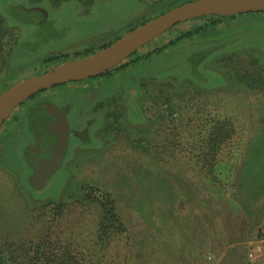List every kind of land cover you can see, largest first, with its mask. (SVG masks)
<instances>
[{
	"label": "rangeland",
	"instance_id": "rangeland-1",
	"mask_svg": "<svg viewBox=\"0 0 264 264\" xmlns=\"http://www.w3.org/2000/svg\"><path fill=\"white\" fill-rule=\"evenodd\" d=\"M188 1L103 0L89 10L71 2L52 11L53 22L41 27L26 0H0V12L16 34L3 50L0 97L17 82L58 65L45 62L58 44L68 43L69 60L81 59L88 56L85 48L79 57L71 51L86 46L94 53L131 25ZM255 14L246 15L257 27L233 47L262 52L242 50L233 64L239 61L242 71L254 57L258 63L253 69L264 74V15ZM36 31L46 33L48 42L29 54L21 45ZM173 36H159L140 54ZM199 48L197 41L179 44L142 64L139 69H148V75L158 70L155 65L164 74L156 82L143 74V89L150 88L153 98L135 96L141 73L136 68L127 76L115 73L117 81L103 77L50 89L70 104L69 123L80 131L64 164L42 189L30 186L31 170L21 158L29 141L17 123L22 108L12 113L0 134L18 126L20 136L14 147L13 137L5 146L13 147V163L8 166L0 156V251L6 264H85L84 258L89 264H264V80L252 91L238 88L237 79L223 86L220 58L200 65L186 62ZM167 75L187 81L172 88L162 84ZM38 116L50 120L43 111ZM217 119L226 120L234 133L223 140L217 157L208 160L214 175L203 178L194 155L198 139ZM2 145L0 138V150ZM105 193L125 230L102 240L101 230L108 225L100 202ZM89 194L99 198L91 207L83 200ZM249 222L251 236L246 234ZM248 236L254 243L243 245Z\"/></svg>",
	"mask_w": 264,
	"mask_h": 264
},
{
	"label": "trees",
	"instance_id": "trees-1",
	"mask_svg": "<svg viewBox=\"0 0 264 264\" xmlns=\"http://www.w3.org/2000/svg\"><path fill=\"white\" fill-rule=\"evenodd\" d=\"M26 1L28 3L29 8L25 7V9L27 8L29 10L37 12L40 18L37 24L38 26L44 27L46 24L49 25V23L53 22L49 20L50 13L52 11L60 9L61 7H63L64 5L68 3L76 2L80 4L84 9L89 10L94 5H96L98 2H101L103 0H26ZM180 4L181 3L174 4L172 8ZM170 9L171 8H169L168 10ZM249 14H252V13H249ZM237 15H231V16L211 15V16H205V17H201V18L194 19L191 21H187L184 23H180L181 25L184 24L186 27L184 28L183 25H182L183 27H181V25L178 24L174 26L173 28L169 29L166 33H171V35H174V36L172 38H168L161 45L154 47L153 49H150V51H147L144 54L143 53L140 54V51L143 48H145L146 46L148 47L149 44H147L142 49H140L139 51L135 52L130 57H128L123 63H121L117 67L110 69L106 71L105 73L101 74L100 76L92 78L90 80H96L99 78L108 77V79L110 78L109 79L110 81H115V80L117 81L119 79H115V77H113L115 73L120 72L122 73L121 74L122 76H127L129 71L136 68L138 69L137 74H139L140 72L141 73L137 76L138 85L136 86L135 96L139 94V96L143 97L144 95L148 94L151 97L149 93L151 92L150 91L151 89L150 88L143 89L144 88L143 78L151 77L153 80L155 79L154 81L156 82L158 81L157 79H160L159 77L164 74H161L160 67L155 65V67L158 70L153 73H149L151 75H148V71H149L148 69L146 70L143 69L142 71L139 69V68L144 67L142 64L150 63L152 59L166 55L172 48L176 47L179 44L191 45V44H195L197 41L198 43H200V48L196 50L195 52H193L192 54H190V56L187 57L186 62L188 63L191 62L193 65H200L202 63L208 64V62L211 59H214V61H217L220 58L219 61L221 64L220 66L221 69L219 70V72L225 78L224 86L228 85L229 83H232L233 79H237L235 81H236V84L238 85V88L241 87V89L252 91L256 88L255 86L258 84V82L264 80V74H263L262 69L261 68H259L258 70L253 69L255 68V65H257L258 63L256 58L252 57L250 61L251 63L249 66L247 67L244 66L242 71L238 70V68L240 69L242 68V66L240 65V62L238 61L233 64V61L236 56L238 59V57L240 56L239 55L240 51H237L239 47L238 46L233 47L234 46L233 44L238 42L239 39L237 38L239 37H234V38L227 37V35H221V33L218 31L220 24L223 23L225 18L227 17L233 18V17H236ZM239 15H244V14H239ZM145 21L146 20H142L139 22V24H136V25H140L144 23ZM197 22H200V24H196ZM134 25L135 24L131 25L130 29H132ZM53 30H56V29H53ZM54 32H51V34H54ZM15 35L16 34L13 32V29L7 26V20L0 12V39L4 38L2 45H0V48H3V50H5V45L7 41L9 40V42H12V38H14ZM46 36H48L46 35V33L43 36L41 33H39V31H36V35H32V40L22 43L21 48L27 49L29 51L28 52L29 54L31 53L30 52V50H32L31 48L39 50L40 48H42L43 46L42 44L48 42L46 40ZM211 40H218V41L212 42ZM60 41L61 40H59L58 42ZM18 42H19L18 40L13 41V43L15 44H17ZM111 42L103 45L102 47L109 45ZM28 44L31 46H28ZM67 45L68 43L65 46H62V44L60 43L55 48V50L57 49L56 51L61 52L62 48L63 47L65 48ZM46 50H43L42 52H40V54H43ZM223 53H226V54L223 55ZM90 54H93V50H89L86 55H90ZM61 56L62 57L55 58V59L51 57L49 59H46V62L56 61L55 64L56 63L58 64L61 61H68L71 58L69 55H61ZM74 56L79 57L80 53H77ZM33 58L34 57H32V59ZM4 63L6 65V61ZM143 74H147L145 75L147 77L143 76ZM227 75H229V77H231L232 79H229ZM164 80H168V81H164L165 83H162V84H165L172 88H175V86L178 85V83L180 82L187 81L185 79H179L177 77L170 76V75H167V77H165ZM188 82L190 81L188 80ZM60 86H63V85H59L57 86V88ZM153 86H156V84ZM195 86H197L200 89H208L196 83H195ZM162 96L165 98L168 97L166 93H164V95ZM125 103H126V99L124 98L123 104L121 105V109L124 112V114L127 111ZM207 126L208 127L205 129L204 134L201 135V137L198 139V142L201 144L200 149L197 152L196 156L194 155V157L198 159L196 165L198 167L199 172L203 176V178L206 177V175L208 176L214 175L212 173V170L214 169L215 166L208 164L210 162L208 160H211L217 157L219 151H221V148L223 146L222 145L223 140L225 139V141H227L229 138H231V136L234 133L233 128H231V125L226 120L221 121L217 119L212 122L210 121V123ZM118 129L119 128H116V130ZM199 160H202V161L199 162ZM261 176L263 178V175ZM102 196L104 197L102 198V200H100V202H102L104 205V208H105L104 217H106V222H108V225L104 226L101 230V234L104 237L102 238L103 240V239H107L111 235H116L117 233L122 232L125 229H123L122 227L121 220L117 218L115 214H113L112 197L108 193H105ZM83 200H84L85 205L91 207L92 204H94L95 202H98L99 198L97 196H93L89 194L86 197H84ZM248 226L252 228V224H250V222ZM248 234H251V231H248ZM102 249L103 250L105 249L104 245ZM85 257L87 258V256ZM84 263L89 264L85 258H84ZM0 264H6V259L1 251H0Z\"/></svg>",
	"mask_w": 264,
	"mask_h": 264
},
{
	"label": "water",
	"instance_id": "water-1",
	"mask_svg": "<svg viewBox=\"0 0 264 264\" xmlns=\"http://www.w3.org/2000/svg\"><path fill=\"white\" fill-rule=\"evenodd\" d=\"M264 13V0H191L130 29L109 45L81 59L59 63L50 70L10 86L0 97V130L12 113L30 97L59 85L92 79L123 63L128 57L174 26L205 16ZM50 121L56 127V147L47 168L39 175L42 186L60 164L68 146L70 127L56 107ZM48 163V162H47Z\"/></svg>",
	"mask_w": 264,
	"mask_h": 264
},
{
	"label": "flooded vegetation",
	"instance_id": "flooded-vegetation-1",
	"mask_svg": "<svg viewBox=\"0 0 264 264\" xmlns=\"http://www.w3.org/2000/svg\"><path fill=\"white\" fill-rule=\"evenodd\" d=\"M113 41V40H111ZM111 41L106 42L109 43ZM68 46V45H67ZM63 47L64 51L62 50L61 52H55L53 53L52 50L50 51V55L49 57H47L46 59H49L51 57L55 58H59L62 57L61 55H68L69 51H67V49H69L68 47ZM86 50L85 53H87L89 50H94L91 47H86L84 46L83 48L81 47L78 50H72L71 52H74V55H76L79 50L84 49ZM0 67L1 68V73H0V90L4 87V80H3V66H4V62H3V48L0 49ZM70 56V55H69ZM81 56V54H80ZM13 57V55H12ZM12 59V58H11ZM45 59V62H46ZM56 61H48L46 62V64H50L53 65L55 64ZM13 63V62H11ZM15 64V63H14ZM3 65V66H2ZM15 65H20V64H15ZM81 82V81H78ZM72 83V82H70ZM67 83V84H70ZM65 85V84H64ZM51 91L47 90L44 92H40L38 95L30 97L26 102H24L22 105H20L18 107L22 108L20 111V118H18L17 123L22 124V130L24 132H26L28 134L29 137V141L28 144L26 145V149H25V153H22L21 158H23L24 164L26 165L25 167L28 170H31L30 173V186L35 189H42L43 187L46 186V184L48 183L49 179L54 175V172H56L58 170V168L56 170H54V172L51 174V176L48 178V180L46 181V184L44 186H42V184L40 183V178L39 175H41V173L47 168V164L50 163L51 158L53 156L55 147H56V139H55V132H56V127L54 128V124L53 121L50 120H43V119H38L40 118L38 116V114L40 112H45V114H47L49 117L54 116L56 119H60L58 116L53 115L54 112L56 111V107L65 115L68 123H69V112L67 113V109L70 107V104L66 101V99L62 98L60 94H50ZM65 101V102H64ZM40 110V111H39ZM36 116V117H35ZM17 118V116L15 117ZM78 119V118H77ZM91 118H87V121H89ZM94 121V120H93ZM70 126V133H69V137H68V146H67V150L65 152V154L62 156L61 159V165L64 164L69 150L72 147V142L76 141L79 139V137L77 136L76 132L78 133V131H80V129H78L75 124L74 126L72 124L69 123ZM18 127V126H16ZM13 128L12 130L6 131L1 135V142H2V149L0 150V156H3L4 159L6 158L7 160V164L8 166L11 165V162L13 163V161L10 159V151L11 149L14 147V143L15 141L20 137L18 135L17 130L18 128ZM0 134H1V130H0ZM33 136V137H32ZM13 137V139L11 138ZM16 138V139H15ZM32 138H34V142H32ZM12 140L13 142L11 143V146L13 145V147L8 146L7 150H6V145L9 144V140ZM15 139V141H14ZM36 141V142H35ZM48 162V163H47Z\"/></svg>",
	"mask_w": 264,
	"mask_h": 264
},
{
	"label": "crops",
	"instance_id": "crops-1",
	"mask_svg": "<svg viewBox=\"0 0 264 264\" xmlns=\"http://www.w3.org/2000/svg\"><path fill=\"white\" fill-rule=\"evenodd\" d=\"M246 14L247 13H245L244 15L238 14L236 17H233V18L232 17L225 18L223 23L220 24L218 31L221 33V35H227V37H231V38L239 37V38H237L239 40L243 37V33L251 34L250 32H253V28L257 27V25H254L253 22L249 19L248 15H246ZM262 14L264 15V13H262ZM255 15L258 16L259 14H255ZM222 39H224V38H222ZM211 41L214 42V41H218V40H211ZM242 50H243V53L248 52V53L254 54V55L262 52L258 49L252 48V47H249L248 49H244V48L239 47L237 49V51H240V52ZM227 53H229V52H227ZM224 54H226V53H223V55ZM216 57H218V56H216ZM213 60L214 59H211L209 62H211ZM246 230L251 231L252 228L247 226ZM248 231H246L247 235H248ZM249 235L251 236V234H249ZM250 236H248L247 240H245V242H243V245L246 242H247V244H251L252 242L254 243V240L251 239ZM238 244H241V243H235L232 246H237ZM248 246L250 247V245H248Z\"/></svg>",
	"mask_w": 264,
	"mask_h": 264
}]
</instances>
